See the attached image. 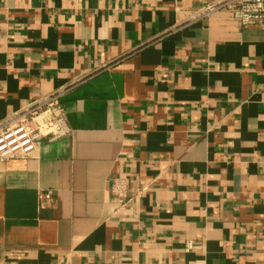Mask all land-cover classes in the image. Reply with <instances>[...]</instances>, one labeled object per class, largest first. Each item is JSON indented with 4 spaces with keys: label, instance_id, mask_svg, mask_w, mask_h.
Masks as SVG:
<instances>
[{
    "label": "crops",
    "instance_id": "obj_1",
    "mask_svg": "<svg viewBox=\"0 0 264 264\" xmlns=\"http://www.w3.org/2000/svg\"><path fill=\"white\" fill-rule=\"evenodd\" d=\"M212 1L0 0V121L70 128L0 161V264H264V31Z\"/></svg>",
    "mask_w": 264,
    "mask_h": 264
},
{
    "label": "built area",
    "instance_id": "obj_2",
    "mask_svg": "<svg viewBox=\"0 0 264 264\" xmlns=\"http://www.w3.org/2000/svg\"><path fill=\"white\" fill-rule=\"evenodd\" d=\"M217 11L229 13L242 27L264 31V0H216L202 7L199 15L208 16ZM56 97L51 95L33 102L0 121V161L28 158L37 150L41 139L56 140L70 133L65 111ZM110 193L120 208L132 200L125 178H114ZM51 195L47 191L41 197L50 200Z\"/></svg>",
    "mask_w": 264,
    "mask_h": 264
}]
</instances>
